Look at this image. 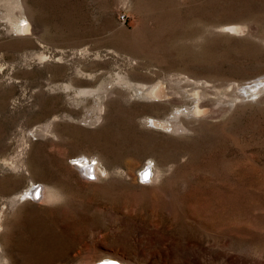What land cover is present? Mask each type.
I'll return each instance as SVG.
<instances>
[{"label":"rangeland","instance_id":"obj_1","mask_svg":"<svg viewBox=\"0 0 264 264\" xmlns=\"http://www.w3.org/2000/svg\"><path fill=\"white\" fill-rule=\"evenodd\" d=\"M21 1L27 36L0 0V264H264V91L144 123L193 106L190 81L264 78V0ZM160 81L180 103L127 101Z\"/></svg>","mask_w":264,"mask_h":264},{"label":"bare ground","instance_id":"obj_2","mask_svg":"<svg viewBox=\"0 0 264 264\" xmlns=\"http://www.w3.org/2000/svg\"><path fill=\"white\" fill-rule=\"evenodd\" d=\"M5 2L7 5L10 4L8 15L13 17L15 16L14 12H16L19 15V17H17L16 20L11 21L12 23L11 28H13L11 29L12 33L15 36H27L29 34H34L35 23L28 17L22 1L21 0H7L6 1L5 0ZM240 26L230 25V26L223 27L222 30L228 31V32H242L243 28ZM118 82H120V79ZM161 82L162 81H160V83H155L151 86L142 85L139 87L135 86L134 89L129 88L130 91L127 90V92L125 93V95L127 96V101L130 99H135V98L140 97V98H143L149 101H154V102L156 101V102H161V103L164 102V103H171V104L180 103V100H179L180 97L178 96L179 91L176 89H172L168 91L166 90L167 87L165 85H162ZM177 82H180V81H177ZM207 82L206 81L202 82L199 80L190 81L188 85L190 87L186 86L187 88L181 85L177 86L179 88H185L184 90L188 92V96L191 98L192 102H194L193 103L194 105L193 106L186 105L185 108H182V110L175 109L173 112L169 113V115L166 118L161 119V120L146 119L144 121L145 125L148 126V128L149 127L158 128V129L165 130L167 132L175 133L180 130L183 131L186 129H190V122L191 120L193 121V119L198 120L200 118H203L204 116L205 117L208 116L210 119L214 118L215 116H218L222 114L223 112L227 111L226 107L228 106L229 107L234 106L237 103H240L241 101H245V100H254L255 96L259 99L258 96L261 97V93L264 91V78L263 77H261L260 79L254 80L248 83L247 85H243L239 87L237 85L229 84L220 91L216 90L214 86L210 85ZM126 84H129V83H126ZM109 91L110 90L105 89L102 92V94L98 95V98L95 99L97 103V113H96L97 118H99L102 112V107H103L102 104L105 100L104 97L106 96V94H109ZM111 92L112 91H110V93ZM83 94H91V92L90 91L84 92ZM211 102L213 106L208 110L206 107L207 106L209 107ZM184 117L190 118L191 120L184 122L182 119ZM87 161L85 157L78 158L75 160L76 166L74 167L76 169H80L81 172H85L86 174H88L86 177L88 176L91 177L92 171H90V166H88L89 162L87 163ZM11 165L13 168H16L15 161H13ZM149 174H150L149 171H147L143 175L146 180L148 179ZM28 190H25L23 193L21 192V194L18 196L20 202L24 201L23 199L26 196L28 197V194H27ZM29 193H31L32 198L39 197V195L41 196V194L43 195V198H46V199H51L55 197V194L48 192L45 188L42 193H39V190H35V189H33V191L31 190ZM107 260H115V259H107ZM115 261L121 264L120 260L119 261L115 260ZM96 263L97 262L93 261L92 263L88 262L85 264H96Z\"/></svg>","mask_w":264,"mask_h":264},{"label":"water","instance_id":"obj_3","mask_svg":"<svg viewBox=\"0 0 264 264\" xmlns=\"http://www.w3.org/2000/svg\"><path fill=\"white\" fill-rule=\"evenodd\" d=\"M96 264H120V263H118L117 261H115V260H103V261H101V262H98V263H96Z\"/></svg>","mask_w":264,"mask_h":264},{"label":"built area","instance_id":"obj_4","mask_svg":"<svg viewBox=\"0 0 264 264\" xmlns=\"http://www.w3.org/2000/svg\"><path fill=\"white\" fill-rule=\"evenodd\" d=\"M121 19H122V20L124 19V15L121 16Z\"/></svg>","mask_w":264,"mask_h":264}]
</instances>
